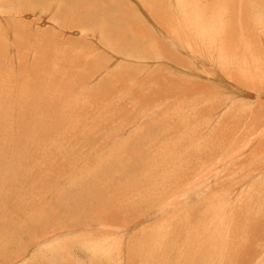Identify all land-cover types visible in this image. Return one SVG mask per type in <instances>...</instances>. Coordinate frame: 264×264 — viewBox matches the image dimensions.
Wrapping results in <instances>:
<instances>
[{"label":"rangeland","instance_id":"1","mask_svg":"<svg viewBox=\"0 0 264 264\" xmlns=\"http://www.w3.org/2000/svg\"><path fill=\"white\" fill-rule=\"evenodd\" d=\"M4 1L0 264H264V0Z\"/></svg>","mask_w":264,"mask_h":264},{"label":"bare ground","instance_id":"2","mask_svg":"<svg viewBox=\"0 0 264 264\" xmlns=\"http://www.w3.org/2000/svg\"><path fill=\"white\" fill-rule=\"evenodd\" d=\"M66 1H68V0H66ZM69 1H71L72 2V0H69ZM256 1V0H255ZM183 2V1H182ZM224 2V1H223ZM261 2V1H260ZM4 4H11L12 3V0H6V1H4L3 2ZM67 3V2H66ZM74 3V5L73 6H75V4H77V2L75 3V2H73ZM72 3V4H73ZM68 4V3H67ZM71 4V5H72ZM12 5V4H11ZM71 5H69L68 4V6H71ZM125 3H123V2H121V1H119V0H113V3H110V5H109V3H108V1L107 0H103V2H102V4L100 5V10L103 12V13H108V11L110 12V8H112V10H113V12H112V14L113 15H115L116 17H118V18H121V17H127V15H123V13H124V11H125V9H127L126 7H125ZM182 5V4H181ZM258 5V4H257ZM263 5V4H262ZM20 6H22V5H18V4H14V7L16 8V10L18 11V7H20ZM178 6V5H177ZM227 9H229V10H233V6H228V5H224ZM32 7V6H31ZM232 8V9H231ZM178 10L179 11H181L182 12V10H180L179 9V7H178ZM186 10V9H185ZM19 11L21 12V10L19 9ZM127 11H128V9H127ZM189 11V10H188ZM235 11V10H234ZM234 11H232V12H234ZM249 11V10H248ZM16 12V11H15ZM24 12L26 13V11L24 10ZM236 12V11H235ZM24 14V13H23ZM191 14H194V16H193V18L195 19V22H197V23H199V22H201L202 20H203V17L205 18V12H202L200 9H199V7H195V8H193L192 9V13ZM248 14V13H247ZM103 17H105V15H103ZM54 20V19H53ZM91 24V23H90ZM40 25V24H39ZM81 25V24H80ZM26 26V25H25ZM121 26H123V25H121V24H117L115 27H121ZM18 27V26H17ZM17 27H15L14 29H17ZM6 28V27H5ZM88 28V27H87ZM91 28V27H90ZM210 28V27H209ZM27 29V28H26ZM114 29H115V31H114ZM121 29V28H120ZM119 29V30H120ZM220 29V28H219ZM217 30V29H216ZM225 30H226V28H225ZM98 30L96 29V30H93V31H91L92 33H100V32H97ZM117 30H116V28H114V27H109V28H104V30H102V32H104L105 34H107L108 36L107 37H109V36H116V37H120V35H119V32H118V34L116 35V32ZM220 31V30H219ZM122 32V31H121ZM215 33V32H214ZM7 34H8V32H7ZM10 34V33H9ZM101 34V33H100ZM121 35H122V33H121ZM123 36V35H122ZM128 36V35H127ZM105 38V37H104ZM220 38V37H219ZM50 39V38H49ZM121 39V38H120ZM216 39V38H215ZM41 40L43 41V39L41 38ZM106 40V39H105ZM214 40V39H213ZM212 40V41H213ZM215 41V40H214ZM213 41V42H214ZM109 45H111V46H113V47H116L117 45H113V44H111L110 42H109ZM112 47V48H113ZM116 48H119L118 46L116 47ZM67 54V53H66ZM80 54V53H79ZM82 54V53H81ZM78 55V54H77ZM84 56V55H83ZM86 56V55H85ZM73 56H71V58H72ZM82 57V56H81ZM83 58V57H82ZM87 58V57H86ZM80 60V59H79ZM66 63V62H65ZM70 63H71V61H70ZM74 64V63H73ZM71 65V64H70ZM130 195V194H129ZM128 195V196H129ZM245 223V222H244ZM109 242V241H108ZM103 243H105V242H103ZM109 246V245H108Z\"/></svg>","mask_w":264,"mask_h":264}]
</instances>
